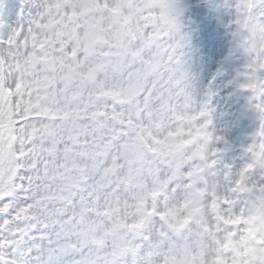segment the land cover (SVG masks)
<instances>
[{
  "label": "clouds",
  "instance_id": "1",
  "mask_svg": "<svg viewBox=\"0 0 264 264\" xmlns=\"http://www.w3.org/2000/svg\"><path fill=\"white\" fill-rule=\"evenodd\" d=\"M0 264H264V0H0Z\"/></svg>",
  "mask_w": 264,
  "mask_h": 264
}]
</instances>
